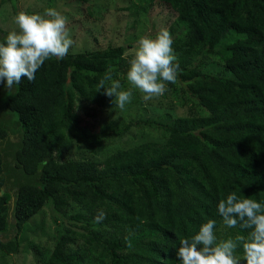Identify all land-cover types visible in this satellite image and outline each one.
I'll return each instance as SVG.
<instances>
[{
  "label": "trees",
  "instance_id": "trees-1",
  "mask_svg": "<svg viewBox=\"0 0 264 264\" xmlns=\"http://www.w3.org/2000/svg\"><path fill=\"white\" fill-rule=\"evenodd\" d=\"M156 1L176 14L170 33L183 31L172 45L177 80L167 87L194 113L168 123L130 121L117 135L148 127L160 130L163 142L118 150L101 162L64 160L73 139L100 143L77 103L106 105L98 85L109 69L113 77L127 74L123 46L49 59L34 81L23 78L11 93L6 80L0 83L5 253L18 252L23 226L50 203L64 216L76 206L81 212L69 225L82 232L65 228L46 264H177L180 240L209 219L216 221V236L225 226L221 199L235 191L264 204V0ZM8 33L0 29V42ZM207 58L218 59L225 75L206 71ZM101 210L106 216L98 222ZM225 227L220 240L250 231ZM236 254H243L242 246Z\"/></svg>",
  "mask_w": 264,
  "mask_h": 264
},
{
  "label": "rangeland",
  "instance_id": "rangeland-1",
  "mask_svg": "<svg viewBox=\"0 0 264 264\" xmlns=\"http://www.w3.org/2000/svg\"><path fill=\"white\" fill-rule=\"evenodd\" d=\"M18 12L29 14L43 13L48 8H54L68 18V29L74 45L68 53H79L92 50H102L109 46H123L125 53L137 47L141 37L155 38L161 29L170 28L175 22L176 14L171 8L156 0H14ZM10 0L1 3L0 0V29L11 32L18 30L13 23L15 17ZM173 41L181 37L183 31L170 33ZM204 69L208 72H219L223 75L222 64L218 59L204 60ZM113 79L120 80L122 90L131 85L126 75H117ZM168 86V85H167ZM163 96L144 101L142 94L133 89L131 103L126 104L123 110L117 108L115 97H108L103 108L77 103V111L83 122L95 134H99L101 141L92 145L82 139H73L72 145L64 154V160H94L101 162L109 154L132 148L144 142H163L161 131L148 127H132L123 136L117 133L125 124L136 120H153L159 123H168L177 117H185L194 113L190 104L184 102L185 98L178 91L167 87ZM7 121L11 117H6ZM15 142L17 138L11 136ZM81 211L72 206L67 216L56 213L50 203L34 215L18 235L19 249L15 254H7L0 249V264H46L57 239L65 233V228L71 227L68 219L71 215ZM3 213L0 212V219ZM72 228V227H71ZM94 229L98 227L94 226ZM72 230L82 232L80 228ZM217 240L227 235L225 226L217 229ZM82 242L75 241L76 245ZM243 261V254H236ZM182 264L180 260L179 263Z\"/></svg>",
  "mask_w": 264,
  "mask_h": 264
},
{
  "label": "clouds",
  "instance_id": "clouds-1",
  "mask_svg": "<svg viewBox=\"0 0 264 264\" xmlns=\"http://www.w3.org/2000/svg\"><path fill=\"white\" fill-rule=\"evenodd\" d=\"M13 23L18 30L9 32L0 42V83L6 80L9 93L25 77L34 81L45 61L63 60L75 43L67 27L68 18L54 8L32 14L20 11ZM172 45L173 38L166 28L155 38L141 37L128 60L126 79L131 87L122 90L120 80L113 79L109 69L100 80L99 89H104L108 97L114 96L121 110L131 103L133 89L139 90L146 102L163 96L167 84L176 82L180 68ZM129 55L125 53V58ZM218 213L225 226L250 230L248 235L218 241L214 232L216 221L209 219L197 234L180 240L177 256L182 264H241V257L236 255L241 246L246 264H264V204L240 198L233 191L219 201ZM105 216L101 210L96 220L102 221ZM128 245L131 246L130 241Z\"/></svg>",
  "mask_w": 264,
  "mask_h": 264
}]
</instances>
